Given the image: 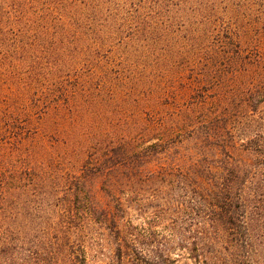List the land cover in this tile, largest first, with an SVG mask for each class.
<instances>
[{"label":"trees","instance_id":"obj_1","mask_svg":"<svg viewBox=\"0 0 264 264\" xmlns=\"http://www.w3.org/2000/svg\"><path fill=\"white\" fill-rule=\"evenodd\" d=\"M177 251L264 264V0H0V264Z\"/></svg>","mask_w":264,"mask_h":264},{"label":"rangeland","instance_id":"obj_2","mask_svg":"<svg viewBox=\"0 0 264 264\" xmlns=\"http://www.w3.org/2000/svg\"><path fill=\"white\" fill-rule=\"evenodd\" d=\"M249 49V48H248ZM245 50V49H244ZM246 50H247V48H246ZM108 51V53H106L107 55H105V56H109V54L111 53V51L112 50H107ZM106 51V52H107ZM111 56V55H110ZM121 56V55H120ZM251 56V55H250ZM116 64H117V68H115V69H117V70H123V69H120V68H122V67H126L125 66V63H123L122 61H120V59H117L116 60ZM148 66H150V67H154L155 66V64H154V58L151 60V63H149L148 64ZM229 72H230V70H229ZM188 75V74H187ZM188 77H189V75L187 76V79H188ZM70 78V77H69ZM186 80L185 79H183V81L181 82L182 84H184V85H186ZM188 87V85L187 86H185V88H187ZM179 88H181V87H179ZM185 88H183L182 87V89L180 90V91H183L184 92V90H185ZM179 91V94H178V99H179V102H181V104H185L186 105V103L187 102H185V103H182L183 102V100L185 101L186 99H187V97H188V94H185L183 97H182V92H180ZM189 100V99H188ZM130 102V101H129ZM131 104V103H130ZM130 119H132V117H130ZM123 120H125V121H128L127 120V115H125L124 114V116H123ZM122 131V130H121ZM187 132H192V131H187ZM121 132H119V134H120ZM183 137V136H182ZM181 137V138H182ZM191 138V135L189 134V133H187L185 136H184V139H183V141H187L188 139H190ZM182 139H180V141H181ZM176 142V141H175ZM180 143V142H179ZM182 143V142H181ZM178 144V143H177ZM179 145H181V144H179ZM100 182L99 181H97L96 182V184H95V191H97V193L98 194H101V192H100ZM170 195H172L171 197H175L174 199H177V196H173V194H172V192H169V196ZM165 197V196H164ZM61 200H60V198H59V196L58 197H56V203H55V206L54 205H52V202L51 203H48V205L45 207V210H44V208H39V210L37 209L36 211H34V208H35V206L32 204L29 208H28V211L30 210V212H32V213H36L39 217H44L45 216V214L46 215H51V216H58L59 214H61V212H60V209H58L57 208V205H59V204H61L62 202H60ZM50 202V201H49ZM57 204V205H56ZM29 212V213H30ZM141 221H142V219H138V220H136V222L138 223V224H140L141 223ZM101 245H102V243H101ZM217 245H218V243H217ZM221 247L222 248H224L225 246H226V244L225 243H221ZM103 246V245H102ZM219 246V245H218ZM104 252H106V250L104 251ZM107 253H109V254H111V250H109V251H107L106 252V254ZM172 258H173V260H175V264H196V262H195V260H193V258H192V256H191V254H189V253H182V252H180V251H177V252H174L173 254H172ZM228 262H230V261H228ZM229 264H231V263H229Z\"/></svg>","mask_w":264,"mask_h":264}]
</instances>
